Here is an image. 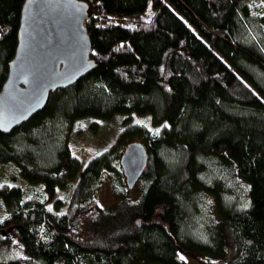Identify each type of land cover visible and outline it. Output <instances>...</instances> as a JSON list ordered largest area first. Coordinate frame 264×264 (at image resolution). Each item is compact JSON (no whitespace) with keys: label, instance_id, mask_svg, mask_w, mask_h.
Masks as SVG:
<instances>
[{"label":"trees","instance_id":"trees-1","mask_svg":"<svg viewBox=\"0 0 264 264\" xmlns=\"http://www.w3.org/2000/svg\"><path fill=\"white\" fill-rule=\"evenodd\" d=\"M83 1L94 68L0 131V164L31 189L0 186V251L10 264H264V0ZM24 2L0 0V90ZM132 113L148 123L125 122L82 167L69 146L78 120ZM133 143L147 152L136 199L121 164ZM217 160L243 196L202 177ZM105 179L111 207L96 200Z\"/></svg>","mask_w":264,"mask_h":264},{"label":"water","instance_id":"water-1","mask_svg":"<svg viewBox=\"0 0 264 264\" xmlns=\"http://www.w3.org/2000/svg\"><path fill=\"white\" fill-rule=\"evenodd\" d=\"M88 3L83 0H25L18 43L0 90V131L9 133L42 111L51 92L74 84L94 68L84 26ZM147 152L141 143L121 155L131 188L145 169Z\"/></svg>","mask_w":264,"mask_h":264},{"label":"rangeland","instance_id":"rangeland-1","mask_svg":"<svg viewBox=\"0 0 264 264\" xmlns=\"http://www.w3.org/2000/svg\"><path fill=\"white\" fill-rule=\"evenodd\" d=\"M146 16V18H149L151 16L150 7L147 10ZM148 121L149 117L147 115H139L134 113L129 114L128 116L122 114L115 115L108 120H98L92 117L81 118L75 124L73 132L70 135L69 146L71 152L79 157L81 165L83 167L90 156L100 153L103 150L107 149L109 146L113 145L118 133L122 130L125 122L140 124L148 123ZM209 166L210 167H208V170L202 173V177L210 176L214 181L217 178L222 177V186L227 190V192H229L231 199L235 196L238 197V195L243 196L242 190L240 188L241 186L239 185V187L238 185H234L233 182L229 180L231 174H229V172L226 173V169L225 167H223L220 160H217L214 163H209ZM210 182L212 183L213 181ZM5 184L11 186H20L23 193L24 191L28 192L29 195L31 193V189L28 187L27 181L22 178L19 173V169L13 162L0 164V186ZM141 184H143L141 176L135 179L131 188H127L124 180L123 189L125 191V195H127V197L131 199L138 198L143 190ZM69 194L70 190L68 189H58L56 190L55 197L63 198L64 196H67ZM210 197H206V202L207 205L212 208V201L215 204V198H213L212 196ZM96 200L99 205L103 207H111L117 202V200H119L118 196L115 195L112 183L108 179H105L100 184L96 193ZM205 213L206 208L204 206L199 207V214L204 216ZM5 214L6 213L4 211V206L2 200L0 199V219L3 218ZM199 226H201L200 222ZM3 252L4 253L0 251V263L4 262L6 264H10L14 259L13 256L11 254H8L10 251L7 249H4ZM182 257L185 264H201L196 260L194 256L183 254Z\"/></svg>","mask_w":264,"mask_h":264}]
</instances>
